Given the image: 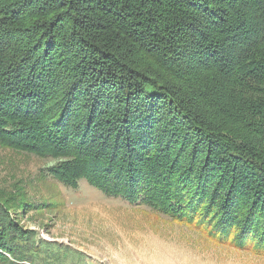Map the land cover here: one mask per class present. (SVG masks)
<instances>
[{
  "label": "trees",
  "instance_id": "obj_1",
  "mask_svg": "<svg viewBox=\"0 0 264 264\" xmlns=\"http://www.w3.org/2000/svg\"><path fill=\"white\" fill-rule=\"evenodd\" d=\"M0 146L264 254V0H0ZM27 207L0 189V264L79 254Z\"/></svg>",
  "mask_w": 264,
  "mask_h": 264
},
{
  "label": "rangeland",
  "instance_id": "obj_2",
  "mask_svg": "<svg viewBox=\"0 0 264 264\" xmlns=\"http://www.w3.org/2000/svg\"><path fill=\"white\" fill-rule=\"evenodd\" d=\"M183 85L203 98V89L187 80ZM55 162L0 146V189L30 204L15 214L21 226L79 252L65 264H264V254L217 245L162 212L106 195L85 179L78 189L68 187L48 172Z\"/></svg>",
  "mask_w": 264,
  "mask_h": 264
},
{
  "label": "crops",
  "instance_id": "obj_3",
  "mask_svg": "<svg viewBox=\"0 0 264 264\" xmlns=\"http://www.w3.org/2000/svg\"><path fill=\"white\" fill-rule=\"evenodd\" d=\"M79 185H80V183H79ZM78 189V188H77ZM125 201H127V200H125ZM128 203H130V204H136V205H138V206H145V207H148V208H152V207H150V206H148V205H146L145 203H143L142 201H138V202H136V203H131V202H129V201H127ZM152 209H154V208H152ZM154 210H156V209H154ZM157 212H159L158 210H156ZM160 213V212H159ZM171 220H173L171 217H169ZM87 264H89V263H87Z\"/></svg>",
  "mask_w": 264,
  "mask_h": 264
}]
</instances>
